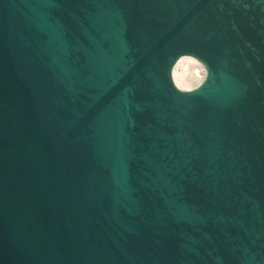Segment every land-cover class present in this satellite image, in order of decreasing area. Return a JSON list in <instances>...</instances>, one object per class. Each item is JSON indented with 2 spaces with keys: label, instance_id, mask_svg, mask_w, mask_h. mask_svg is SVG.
I'll return each instance as SVG.
<instances>
[{
  "label": "water",
  "instance_id": "obj_1",
  "mask_svg": "<svg viewBox=\"0 0 264 264\" xmlns=\"http://www.w3.org/2000/svg\"><path fill=\"white\" fill-rule=\"evenodd\" d=\"M0 264H264V0H0Z\"/></svg>",
  "mask_w": 264,
  "mask_h": 264
},
{
  "label": "clouds",
  "instance_id": "obj_2",
  "mask_svg": "<svg viewBox=\"0 0 264 264\" xmlns=\"http://www.w3.org/2000/svg\"><path fill=\"white\" fill-rule=\"evenodd\" d=\"M171 87L180 95H192L205 85L209 69L204 60L192 52H182L171 62L167 74Z\"/></svg>",
  "mask_w": 264,
  "mask_h": 264
}]
</instances>
